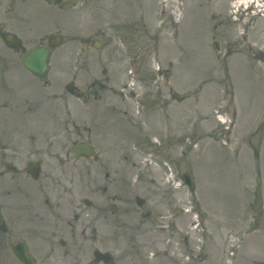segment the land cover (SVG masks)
I'll return each instance as SVG.
<instances>
[{
	"label": "rangeland",
	"instance_id": "1",
	"mask_svg": "<svg viewBox=\"0 0 264 264\" xmlns=\"http://www.w3.org/2000/svg\"><path fill=\"white\" fill-rule=\"evenodd\" d=\"M235 1H32V29L63 39L50 77L81 97L64 91L36 117L0 113V264H18V240L37 264H103L95 250L114 264H138L135 253L147 264H264V18ZM119 39L139 58L133 86ZM133 97L145 99L144 120ZM79 141L96 146V163L75 159ZM27 157L41 163L37 179H12L8 167Z\"/></svg>",
	"mask_w": 264,
	"mask_h": 264
},
{
	"label": "flooded vegetation",
	"instance_id": "2",
	"mask_svg": "<svg viewBox=\"0 0 264 264\" xmlns=\"http://www.w3.org/2000/svg\"><path fill=\"white\" fill-rule=\"evenodd\" d=\"M32 1L0 0V113L18 115L23 118L44 115L45 111H49L50 95L48 90L50 85L46 81H40L39 78L34 77L26 70L22 64V57L35 45L45 46L51 50L50 65L52 66L55 50L59 47L54 45L60 39L59 33H51L48 28L37 35L34 34L31 25ZM43 1L50 5L55 4L57 0ZM74 52L75 56L79 58V53L82 51L81 48H77ZM67 89L78 94L73 84H69ZM65 114L66 112L63 113V109H60L59 116L62 118ZM90 143L96 152L90 160V163L94 164L99 159V153L96 146L92 142ZM22 164V169L13 165L8 167L12 171V179L22 177L23 172L29 175L39 174L40 161L38 159L31 160L27 157ZM3 174L4 172L0 171V176ZM108 175L109 173H104L105 178H108ZM15 185L20 188L21 183ZM95 205L100 209L101 205L98 202ZM2 231H6L4 225L0 227V233ZM19 241L22 240L16 242ZM133 258L135 262L138 261V264H147L146 261H142L144 259L142 254L135 253ZM108 262V264H114L112 260Z\"/></svg>",
	"mask_w": 264,
	"mask_h": 264
},
{
	"label": "water",
	"instance_id": "3",
	"mask_svg": "<svg viewBox=\"0 0 264 264\" xmlns=\"http://www.w3.org/2000/svg\"><path fill=\"white\" fill-rule=\"evenodd\" d=\"M47 55H48V50L44 48H35L28 54L27 57H25V62H24L25 66L35 75H40L42 77L44 71L47 70V62H46ZM86 150L87 147L85 148V146H81L79 147L78 153H83V152L87 153L88 151ZM183 179L191 189L193 186L192 177L188 173H185L183 175ZM0 223H1V217H0ZM14 250L21 257V259H23L26 262V264H34L33 260L25 252V249L23 247L17 245L14 247Z\"/></svg>",
	"mask_w": 264,
	"mask_h": 264
},
{
	"label": "bare ground",
	"instance_id": "4",
	"mask_svg": "<svg viewBox=\"0 0 264 264\" xmlns=\"http://www.w3.org/2000/svg\"><path fill=\"white\" fill-rule=\"evenodd\" d=\"M165 0H160V2L163 4V2H164ZM263 1L264 0H236L235 2H234V5L237 7V6H239V7H241L242 5H251V4H254V7H255V9H256V12L259 14V13H263V18H264V10L262 9V7H263ZM164 8V7H163ZM260 39H259V42H262V37H259ZM250 47V46H249ZM258 51H261V52H263V48L260 50V49H257ZM262 58H263V56H261ZM264 59V58H263ZM262 59V62L264 61ZM263 64H260V66H262ZM217 114H220V112H218ZM217 120L218 121H221V122H224L225 121V119H224V117H222L221 115H219L218 117H217Z\"/></svg>",
	"mask_w": 264,
	"mask_h": 264
}]
</instances>
